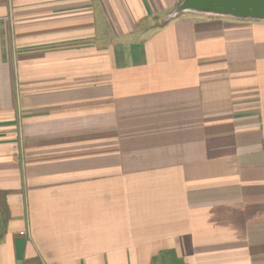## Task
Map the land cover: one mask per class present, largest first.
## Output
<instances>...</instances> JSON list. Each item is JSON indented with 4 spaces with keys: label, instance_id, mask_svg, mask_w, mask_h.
I'll list each match as a JSON object with an SVG mask.
<instances>
[{
    "label": "crops",
    "instance_id": "1",
    "mask_svg": "<svg viewBox=\"0 0 264 264\" xmlns=\"http://www.w3.org/2000/svg\"><path fill=\"white\" fill-rule=\"evenodd\" d=\"M181 0H0V264H264V22Z\"/></svg>",
    "mask_w": 264,
    "mask_h": 264
},
{
    "label": "water",
    "instance_id": "2",
    "mask_svg": "<svg viewBox=\"0 0 264 264\" xmlns=\"http://www.w3.org/2000/svg\"><path fill=\"white\" fill-rule=\"evenodd\" d=\"M185 13L264 22V0H181L166 21Z\"/></svg>",
    "mask_w": 264,
    "mask_h": 264
}]
</instances>
